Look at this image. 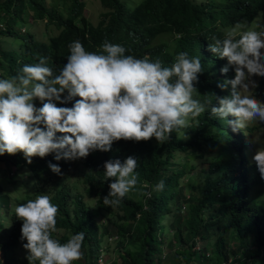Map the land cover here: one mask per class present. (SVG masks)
I'll return each instance as SVG.
<instances>
[{
    "label": "trees",
    "instance_id": "trees-1",
    "mask_svg": "<svg viewBox=\"0 0 264 264\" xmlns=\"http://www.w3.org/2000/svg\"><path fill=\"white\" fill-rule=\"evenodd\" d=\"M99 1L101 13L94 23L86 16L85 0H0V79H12L25 65L38 63L41 56L58 74L67 62L71 42L78 40L86 51L99 53L107 40L125 47V55L159 59L165 67H170L180 52L198 57L203 72L198 74L194 98L211 99L218 106L215 97L231 91L218 84L234 79L235 71L230 67L227 74L221 72L228 62L208 50L212 37L222 38L225 29L237 22L248 25L258 16L264 21V0ZM31 12L35 21L44 22V40L34 32H23L26 15ZM255 96L264 98V77ZM78 99L60 107L71 108ZM252 130L245 127L234 132L227 119L211 117L206 111L191 121L189 128L174 130L164 144L155 137L140 142L119 140L109 152L97 150L81 158L89 169V191L100 197L98 207L76 199L71 208L60 194L51 200L58 207L56 230L85 234L80 261L72 264H101L99 253L113 232L119 255L110 264H264V201L260 200L264 192L258 191L264 187V179L249 155L246 138ZM198 150L202 158L210 154L208 169L198 186L186 185L190 171L185 160ZM129 156L139 160L137 185L119 206L105 208L103 198L112 180H105L104 164L115 159L123 162ZM49 162L57 164L61 174L54 173ZM74 162L57 161L55 153H50L44 158L33 157L29 164L22 152L5 153L0 155V164L5 165L0 175L25 167L42 187L61 177ZM160 181L163 190H154ZM106 212L111 217L98 223V217L106 218ZM1 214L9 220V234L0 249L6 264H16L10 262V252L27 241L21 240L23 222L12 212L11 197L0 185ZM52 237L55 239L53 233ZM59 241L66 243L67 239Z\"/></svg>",
    "mask_w": 264,
    "mask_h": 264
},
{
    "label": "clouds",
    "instance_id": "clouds-1",
    "mask_svg": "<svg viewBox=\"0 0 264 264\" xmlns=\"http://www.w3.org/2000/svg\"><path fill=\"white\" fill-rule=\"evenodd\" d=\"M68 49L67 62L58 74L41 56L12 79H0V155L22 152L31 164L33 157L50 153H55L57 161L81 160L93 151H111L119 140L155 137L164 144L174 130L189 128L206 111L211 117L227 119L234 132L257 119L264 122V102L250 94L256 86L252 77H264V32L242 22L225 29L222 38L212 37L209 45L211 53L228 62L221 72L227 74L230 67L235 71L234 79L218 84L222 90L231 89L229 95L215 97L218 106L211 99L194 98L203 67L198 57L190 58L187 52H180L165 67L159 59L125 55V47L107 40L99 53L86 51L78 40ZM74 97L80 99L73 107H60ZM138 161L129 156L123 162H105V180H112L103 198L105 207L119 206L137 185ZM253 162L264 179V148L257 150ZM49 167L61 174L57 164L49 162ZM163 188L160 181L154 190ZM14 211L23 222L21 240L27 241L23 247L29 264H72L81 258L83 232L66 243L52 237L58 207L49 195H38Z\"/></svg>",
    "mask_w": 264,
    "mask_h": 264
},
{
    "label": "rangeland",
    "instance_id": "rangeland-1",
    "mask_svg": "<svg viewBox=\"0 0 264 264\" xmlns=\"http://www.w3.org/2000/svg\"><path fill=\"white\" fill-rule=\"evenodd\" d=\"M128 1V0H127ZM87 4L86 16L94 23L98 22V17L101 13V6L99 0H85ZM133 5V4H132ZM247 28L256 30L259 32H264V21L262 16H258L256 20L246 25ZM34 32L36 33L41 40H44V22L35 21L34 12L26 15V24L23 26V32ZM264 52V49L261 50ZM252 79L255 81V87L250 89V94L258 99L261 102H264V98H257L255 93L257 88L260 85L262 77L254 76ZM35 106L38 107V104L35 103ZM249 128L253 130L247 134L246 142L249 147L250 159L253 162V157L256 154L257 150L264 148V122H260L258 119L252 121L248 124ZM212 153V152H211ZM202 152L198 150L195 153L188 154L189 158L185 160L188 162L187 170L190 171L189 181L186 185H195L198 186L202 179L204 178L203 172L208 169V163L210 160L209 156L204 158L200 157ZM214 155V153H212ZM180 166V163L179 165ZM5 169V165L0 164V171ZM89 170L81 163V160L78 159L76 162L72 163L67 169L62 173V176L59 178H54L53 181L47 185L44 184L41 187V184L36 183L33 179L27 168H22L19 172H15L13 168L12 171L8 174L0 175V185L3 188L4 192L11 197V210L14 213L15 207L20 204L27 203L28 200L35 199L36 196L46 194L49 195L51 200L57 194L65 196L71 208H73V202L76 199H82L84 203L93 208L98 207V201L100 197L95 192H90V184L88 183V174ZM187 181V178L183 180ZM258 191L264 192V187L258 189ZM194 194V192H192ZM260 200L264 201V193L260 196ZM103 207H105L103 205ZM108 208V207H105ZM105 213V212H104ZM106 218L98 217V223H103L111 217L109 212H106ZM119 216V214H117ZM122 215V214H121ZM120 218H116L119 220ZM0 220L4 222V226H0V245L6 241V237L9 234L6 224L9 222L8 218L4 215H0ZM55 239H69L72 235H75L70 230L57 229L53 233ZM11 263L21 264L27 257L28 253L21 245L18 249L10 252ZM119 255V244L117 240V235L115 232L111 233L106 239L105 244L102 250L99 253V259L102 260L104 264H110L111 261L118 259ZM75 260L74 262H79ZM99 262V261H98ZM0 264H6L3 251L0 249ZM82 264H85L82 262ZM100 264V263H99Z\"/></svg>",
    "mask_w": 264,
    "mask_h": 264
}]
</instances>
